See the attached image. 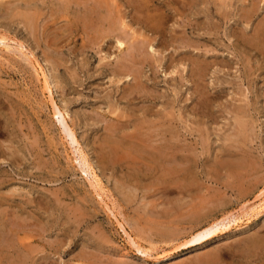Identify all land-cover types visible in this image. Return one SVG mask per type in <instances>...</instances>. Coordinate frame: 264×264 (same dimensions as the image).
Here are the masks:
<instances>
[{
  "label": "rangeland",
  "instance_id": "374dc122",
  "mask_svg": "<svg viewBox=\"0 0 264 264\" xmlns=\"http://www.w3.org/2000/svg\"><path fill=\"white\" fill-rule=\"evenodd\" d=\"M113 1L124 25L111 32L75 22L82 5L0 0L9 40L0 46V264H264V57L240 38L264 40V0H140L154 23ZM52 102L68 114L97 192ZM113 107L130 115L126 132L143 119L154 132L109 134ZM125 135L150 137L183 170L176 178L134 154L107 163ZM223 219L235 222L191 244Z\"/></svg>",
  "mask_w": 264,
  "mask_h": 264
},
{
  "label": "bare ground",
  "instance_id": "6f19581e",
  "mask_svg": "<svg viewBox=\"0 0 264 264\" xmlns=\"http://www.w3.org/2000/svg\"><path fill=\"white\" fill-rule=\"evenodd\" d=\"M64 1L68 5L74 4V5H77L78 7H80V5H82V7H83L82 8V15L81 16H77L75 18V20H74L75 22H79L82 25L85 24L86 21L91 22V23H100L101 22L100 24L106 23V24H108V26H110V31L111 32L116 31L115 30V26H117L118 24L124 25V22L122 21L124 19L123 18V14L117 8V4L113 0H64ZM124 1H126L125 3H126L127 7H129L130 9L135 11L134 14L137 15L139 12H142L141 13L142 15H140V17L139 16L132 17V18H134L136 20V22H145L146 21L147 23H154V19H151L147 15V13L149 11V8H150L149 6L146 5L147 2H142V1L140 2V0H123V2ZM29 2H30V0H29ZM28 4L29 3H27V5ZM246 13L247 12L245 11L244 12L245 16H246ZM222 15H223V17H225V14H222ZM117 29H119V28H117ZM89 30H90V28H89ZM234 34L235 33L233 32V35ZM260 36L259 35H255L250 40L249 39L246 40L245 38H243L242 35H240V38L242 39V41L245 44L249 45L251 48L256 49L258 51L257 53H259L260 55H262L264 57V45H261L262 43H260V42H262L264 40H262L263 38L260 39ZM127 37H129V36H127ZM7 41H9V40H7ZM7 41H6V39L4 37L0 38V46L1 47H7L8 46V42ZM115 43H116L117 50L119 52H121L125 48V45H124L122 40H116ZM139 47L141 48V46H139ZM135 49H137V48H135ZM149 49H150V52L154 54V48L152 46H150ZM18 50L22 51V46L21 45L18 46ZM103 59H104V57L101 60H103ZM144 62H145V60L142 63H144ZM117 70L115 71L114 74H116L120 78L119 81H121L123 78L124 79H128L126 77V73H125L126 71L125 70H123L122 68L120 70H118V71ZM175 72L176 71H172V73H175ZM133 77H134V79H138L137 74H136V76H133ZM121 82L123 83L124 81L122 80ZM125 82H127V81H125ZM136 85L140 87V83L138 81H137ZM123 87H125V86L123 85ZM136 89H137V87L134 88V89H130V92H128L129 95L130 96L133 95V93L136 92ZM141 90H143V89H141ZM199 93H202V92L199 91ZM104 101H106V102L110 101L109 96H106L104 98ZM52 106H53V111H54V117H55V120L57 122L56 124L58 125V127H59V129L61 131L60 133L63 135V137L67 141V143H68V145L70 147L71 153H72V155L74 157V161L75 162H73V163L79 168V170L81 171L82 175L87 179V181H89V183H90L91 187L93 188V190H95V192H97V186H98L97 185V181L98 180H96V176L93 173V168L91 166V163H89L86 155L83 153L82 149L80 148V145H79V143H78V141H77V139L75 137V133L73 131L72 125L68 123L69 122L67 120V119H69L68 114H64L56 106V104L54 102H52ZM232 111H233V114L235 113V116L239 115V118H237L235 120V125H236L235 134H243L244 133V124H243L242 119H241V114H239V113H243L242 112L243 108L241 106L237 105L234 109H232ZM115 113H116V108L115 107L110 108L107 111V114L113 115V118H112V116H111V118L114 119L117 122V125L113 126L111 129H108L109 134H115V133H117V131L120 132L121 134H152L154 132V124L153 123L151 124L152 121L149 122L146 119H143L141 122H139V124L137 126L135 125V129L131 133H129L130 131L126 132L125 131L126 130L125 126H127V125H125V122L129 121L130 115L122 114V113H116L115 114ZM123 121H125V122L123 123ZM191 131H193V130H191ZM196 131L199 134H203V132H201L200 130H196ZM161 133L162 132L159 131L158 134H161ZM162 134H164V133H162ZM123 138H124L125 141L120 145V146H123V148H121L122 151H120L119 154H117L119 151L116 152L114 149H110L109 148L110 151L108 152L109 153L108 156L106 158L104 157L105 159L104 158H101V159L106 160L107 163H115L114 160H116V159L121 160V159H124V158H126L128 156H131V154H134V155L138 156V158L139 157H141V158L143 157V158L147 159L148 162H150V161L153 162L156 166H158V168L163 169L169 175H174V177H176V178L178 177L176 175L177 172L183 170V169H178L176 167V155L177 154L176 153H172V154L170 153V157H168L166 155L167 151L165 152V149L163 150V148H161V147H155V145L151 142L152 140H151L150 137L142 138V136H140V138L136 139V136L125 135ZM168 149L171 151L172 147L167 148V150ZM174 150H172V151H174ZM181 151H183V150H181ZM104 160H102V161H104ZM167 161H171L172 165L167 167L166 166L167 163H166V165L164 164ZM171 178H168V179L170 180ZM97 196L101 199V196H100L99 193H97ZM227 220L226 219L219 220V221H216V222L212 223L211 225L203 228L202 230H200L199 232H197L195 235L192 236V238L190 239L191 244L192 245L200 244V243L210 239L216 233H220V232L228 229L230 227V225L235 222V220H232V221H227ZM124 233L128 236L129 240L131 241V238H130L129 234H127L125 230H124ZM136 248H137V251L140 252L141 254H143V255L146 254L144 252V250H142L140 247L136 246ZM163 259L161 261H163Z\"/></svg>",
  "mask_w": 264,
  "mask_h": 264
}]
</instances>
